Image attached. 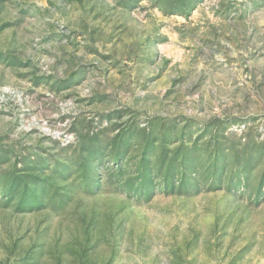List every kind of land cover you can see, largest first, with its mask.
<instances>
[{
    "label": "rangeland",
    "instance_id": "374dc122",
    "mask_svg": "<svg viewBox=\"0 0 264 264\" xmlns=\"http://www.w3.org/2000/svg\"><path fill=\"white\" fill-rule=\"evenodd\" d=\"M0 264H264V0H0Z\"/></svg>",
    "mask_w": 264,
    "mask_h": 264
}]
</instances>
